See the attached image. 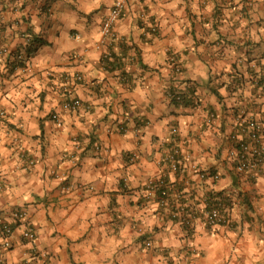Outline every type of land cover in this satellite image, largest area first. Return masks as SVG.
Listing matches in <instances>:
<instances>
[{"label":"crops","instance_id":"crops-1","mask_svg":"<svg viewBox=\"0 0 264 264\" xmlns=\"http://www.w3.org/2000/svg\"><path fill=\"white\" fill-rule=\"evenodd\" d=\"M113 3L0 0V224L14 227L0 264H258L264 165L239 173L231 135L241 115L264 131V0H130L117 40L99 49ZM30 40L40 43L28 55ZM173 91L192 104L171 101ZM69 98L83 108L62 112ZM160 179L166 200L148 189ZM210 198L233 229L204 227ZM180 207L198 215L192 230L173 218Z\"/></svg>","mask_w":264,"mask_h":264},{"label":"built area","instance_id":"built-area-1","mask_svg":"<svg viewBox=\"0 0 264 264\" xmlns=\"http://www.w3.org/2000/svg\"><path fill=\"white\" fill-rule=\"evenodd\" d=\"M130 0H114L113 6L109 11L108 15L105 17L102 27H101V36L102 40L98 48L103 44H106L109 41L117 40L116 26L121 20L123 14L126 11ZM156 31V28H154ZM26 40L28 36H23ZM7 49H3L1 54H8ZM108 56H106L107 58ZM17 60L24 61V55H18ZM170 64L173 67V70L177 73H180L182 68L176 57L173 55L170 58ZM83 77L79 74L74 76L75 82H81ZM264 84V83H263ZM170 100L175 102L179 106H186L189 98L186 94L180 93L179 91H173L169 94ZM193 102V100H192ZM83 108V102L77 98H69L65 100L61 106L62 112L71 113L77 112ZM6 112L0 109V118H5ZM52 120L57 124V126H62V121L59 114H53ZM125 128L121 127L120 130L123 131ZM176 132V130H174ZM263 126L262 124L255 119H250L244 115H241L237 119V125L235 131L231 135V140L235 147V157H236V166L237 171L242 174H254L262 170L264 165V138H263ZM180 155V151L177 150L172 156L171 160L173 163V169L178 170L177 156ZM136 159V158H133ZM29 166H34L35 163L30 161ZM193 170L199 175L203 180L211 179L213 181H218L220 179L219 174L210 173L207 171H202L197 165L193 166ZM54 178L59 182L61 191L68 193L72 190L73 186L68 181L67 177L64 175L54 173ZM157 188L160 189L162 199H168L169 192L166 187V183L163 179L159 181H151L148 184V189L150 191H155ZM227 208L224 206L223 200H214L208 199L206 204V210L201 214V220L203 225L208 230H216L218 228L233 229L235 227L234 221L225 211ZM28 215L25 210L16 211L13 214V219L16 223H23L27 220ZM173 218L177 220L182 227L186 230H192L198 219V215L190 213L186 210L185 207H180L173 213ZM14 235V227L8 223L0 224V240L3 248L9 250L12 247V236ZM24 238L28 242H35L37 240V232L35 228L26 224ZM147 247H151V243H147Z\"/></svg>","mask_w":264,"mask_h":264},{"label":"trees","instance_id":"trees-1","mask_svg":"<svg viewBox=\"0 0 264 264\" xmlns=\"http://www.w3.org/2000/svg\"><path fill=\"white\" fill-rule=\"evenodd\" d=\"M36 43H40V41H35V43H31V40H30V43H28V46H27V47H29V48H28V55H31V53L34 52L35 47H34L33 45H35ZM31 47H33L34 49H32ZM16 56H18V55H16ZM17 63H19V64H24V61H19V60H18ZM191 101H192V100H188V102H187L186 105H190V104H192Z\"/></svg>","mask_w":264,"mask_h":264},{"label":"rangeland","instance_id":"rangeland-1","mask_svg":"<svg viewBox=\"0 0 264 264\" xmlns=\"http://www.w3.org/2000/svg\"><path fill=\"white\" fill-rule=\"evenodd\" d=\"M255 228H256V227H255ZM261 229H262V228H260V227H259V228H256L257 231H260ZM263 230H264V228H263ZM263 232H264V231L261 230V232H257V233H259V234H263ZM258 264H264V259L262 258L261 261H260Z\"/></svg>","mask_w":264,"mask_h":264}]
</instances>
